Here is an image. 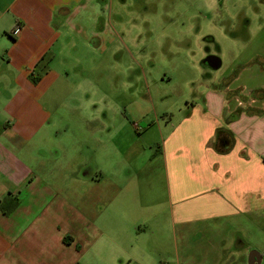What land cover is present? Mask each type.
Masks as SVG:
<instances>
[{"label":"crops","instance_id":"crops-1","mask_svg":"<svg viewBox=\"0 0 264 264\" xmlns=\"http://www.w3.org/2000/svg\"><path fill=\"white\" fill-rule=\"evenodd\" d=\"M114 1L0 0V264H247L264 234V13L226 73L137 129L84 66L118 31Z\"/></svg>","mask_w":264,"mask_h":264},{"label":"rangeland","instance_id":"rangeland-1","mask_svg":"<svg viewBox=\"0 0 264 264\" xmlns=\"http://www.w3.org/2000/svg\"><path fill=\"white\" fill-rule=\"evenodd\" d=\"M263 4L264 0H116L111 12L106 10L112 22L120 20L112 43L90 52L83 65L87 74L99 78L114 121L134 122L137 129L151 120L168 121L192 99L198 80L206 76L203 72L215 78L227 72L240 44L253 35ZM246 19L252 25L244 31ZM209 52L221 58L219 69L201 64ZM249 243L246 261L255 250L264 264V234H251Z\"/></svg>","mask_w":264,"mask_h":264},{"label":"water","instance_id":"water-1","mask_svg":"<svg viewBox=\"0 0 264 264\" xmlns=\"http://www.w3.org/2000/svg\"><path fill=\"white\" fill-rule=\"evenodd\" d=\"M202 63L207 64L212 69H217L221 64V60L216 55H208L203 58ZM260 261V254L255 250H251L247 257V264H260Z\"/></svg>","mask_w":264,"mask_h":264},{"label":"trees","instance_id":"trees-1","mask_svg":"<svg viewBox=\"0 0 264 264\" xmlns=\"http://www.w3.org/2000/svg\"><path fill=\"white\" fill-rule=\"evenodd\" d=\"M36 79H34V81H35ZM222 130H220V129H218L217 130V139H218V137L220 136V132H221ZM215 146H216V148L219 150V151H225L228 147H223V148H221L219 145H217V144H215Z\"/></svg>","mask_w":264,"mask_h":264},{"label":"built area","instance_id":"built-area-1","mask_svg":"<svg viewBox=\"0 0 264 264\" xmlns=\"http://www.w3.org/2000/svg\"><path fill=\"white\" fill-rule=\"evenodd\" d=\"M17 33H18V27L13 30V34H17Z\"/></svg>","mask_w":264,"mask_h":264}]
</instances>
